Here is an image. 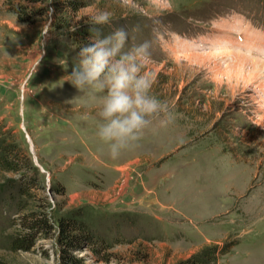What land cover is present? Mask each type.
<instances>
[{
    "label": "rangeland",
    "instance_id": "obj_1",
    "mask_svg": "<svg viewBox=\"0 0 264 264\" xmlns=\"http://www.w3.org/2000/svg\"><path fill=\"white\" fill-rule=\"evenodd\" d=\"M78 1L79 11L66 10L70 26L56 30L53 10L25 23L0 0V140L31 168L0 173V264H264V63L205 52L221 31L214 12L250 28L264 23V1ZM99 10L111 13L105 35L129 31L125 50L151 42L143 71L173 116L115 159L96 135L103 93L65 79ZM238 72L257 79L230 81ZM28 178L27 211L46 210L56 230L62 219L83 222L93 242L79 234L66 251L55 231L13 252Z\"/></svg>",
    "mask_w": 264,
    "mask_h": 264
},
{
    "label": "clouds",
    "instance_id": "obj_2",
    "mask_svg": "<svg viewBox=\"0 0 264 264\" xmlns=\"http://www.w3.org/2000/svg\"><path fill=\"white\" fill-rule=\"evenodd\" d=\"M110 19L111 13L106 10H99L89 18V42L80 47L65 79L80 91L103 93L95 114L96 135L107 144L109 155L115 159L140 141L145 130L167 127L173 116L167 104L151 94V77L143 71L151 58V42L144 41L125 50L129 40L125 27L107 35L102 31Z\"/></svg>",
    "mask_w": 264,
    "mask_h": 264
},
{
    "label": "trees",
    "instance_id": "obj_3",
    "mask_svg": "<svg viewBox=\"0 0 264 264\" xmlns=\"http://www.w3.org/2000/svg\"><path fill=\"white\" fill-rule=\"evenodd\" d=\"M5 3L9 12L16 14L18 19L25 23H35L41 17H45L46 19L49 16V10H53L55 18L52 26L56 30H62L70 26V21L65 16L66 10L79 11L84 7L78 0H5ZM0 152L2 153L0 156V173L2 175L23 171L30 172V163L22 156L21 151H17L15 145L7 141V139L0 140ZM34 185L33 179L28 178L20 188V193L22 196L28 198V201L21 205L23 212L20 224L21 228L18 230L12 243L11 248L13 252L29 251L39 238H52L55 235V231H57L56 235H58L60 245L66 248V251L77 247L80 240L79 234L86 235L87 239L92 241L93 237L83 222L62 219L59 221L58 230H56L51 224L46 210L31 208L27 211L28 206L26 205L35 199L31 193ZM10 186L12 188L15 187L13 181ZM58 191L61 192L60 190ZM102 247L104 248L105 246ZM89 248L92 252L95 251L92 243ZM190 264L196 263L192 261Z\"/></svg>",
    "mask_w": 264,
    "mask_h": 264
},
{
    "label": "bare ground",
    "instance_id": "obj_4",
    "mask_svg": "<svg viewBox=\"0 0 264 264\" xmlns=\"http://www.w3.org/2000/svg\"><path fill=\"white\" fill-rule=\"evenodd\" d=\"M245 59H247V58H245ZM248 61H249V59H247ZM252 60H254V59H252ZM251 61V60H250ZM260 62V61H259ZM258 62V63H259ZM263 62V61H262ZM240 63V62H239ZM258 63L257 62H253L252 64L254 65V67L255 68H257L258 67ZM264 63V62H263ZM243 63H241V64H237V66H236V68H238V67H243ZM257 66V67H256ZM260 66L262 67L263 65L262 64H260ZM264 67V66H263ZM258 69H260V70H256V73L257 72H260V71H262V72H264V68H259L258 67ZM253 70V69H252ZM256 73H252V72H248V74H247V76H248V79L249 80H251V81H253L254 80V78H256ZM258 75V74H257ZM243 79L246 83H249V80L246 78V76L244 77V76H242L239 72L238 73H234V74H232L230 77H229V80L230 81H232V82H236L237 84H239L240 82V79ZM257 79V78H256Z\"/></svg>",
    "mask_w": 264,
    "mask_h": 264
}]
</instances>
